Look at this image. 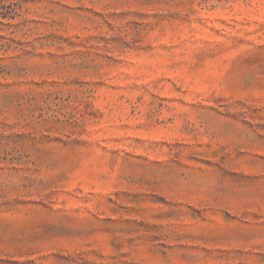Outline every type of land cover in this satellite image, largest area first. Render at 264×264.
I'll use <instances>...</instances> for the list:
<instances>
[{"label": "rangeland", "instance_id": "374dc122", "mask_svg": "<svg viewBox=\"0 0 264 264\" xmlns=\"http://www.w3.org/2000/svg\"><path fill=\"white\" fill-rule=\"evenodd\" d=\"M0 264H264V0H0Z\"/></svg>", "mask_w": 264, "mask_h": 264}, {"label": "trees", "instance_id": "16d2710c", "mask_svg": "<svg viewBox=\"0 0 264 264\" xmlns=\"http://www.w3.org/2000/svg\"><path fill=\"white\" fill-rule=\"evenodd\" d=\"M12 10H14V9L10 8L9 11L8 10L0 11V23H2L3 19H5V18H12L13 15H10L11 12H14Z\"/></svg>", "mask_w": 264, "mask_h": 264}]
</instances>
